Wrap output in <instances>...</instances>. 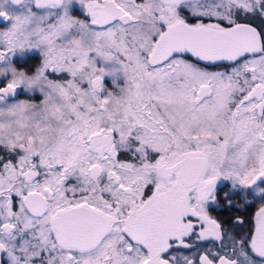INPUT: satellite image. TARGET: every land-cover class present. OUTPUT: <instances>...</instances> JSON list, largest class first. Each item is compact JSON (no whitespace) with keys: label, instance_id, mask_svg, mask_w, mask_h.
I'll return each instance as SVG.
<instances>
[{"label":"snow or ice","instance_id":"snow-or-ice-1","mask_svg":"<svg viewBox=\"0 0 264 264\" xmlns=\"http://www.w3.org/2000/svg\"><path fill=\"white\" fill-rule=\"evenodd\" d=\"M0 264H264V0H0Z\"/></svg>","mask_w":264,"mask_h":264},{"label":"flooded vegetation","instance_id":"flooded-vegetation-1","mask_svg":"<svg viewBox=\"0 0 264 264\" xmlns=\"http://www.w3.org/2000/svg\"><path fill=\"white\" fill-rule=\"evenodd\" d=\"M258 205L252 208H244L241 206L239 210H232L231 212L224 211L221 213V217L227 219L229 217L235 218L236 216H241L246 222L250 220L251 216L255 213Z\"/></svg>","mask_w":264,"mask_h":264},{"label":"rangeland","instance_id":"rangeland-1","mask_svg":"<svg viewBox=\"0 0 264 264\" xmlns=\"http://www.w3.org/2000/svg\"><path fill=\"white\" fill-rule=\"evenodd\" d=\"M259 206V205H258Z\"/></svg>","mask_w":264,"mask_h":264}]
</instances>
